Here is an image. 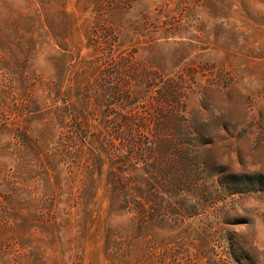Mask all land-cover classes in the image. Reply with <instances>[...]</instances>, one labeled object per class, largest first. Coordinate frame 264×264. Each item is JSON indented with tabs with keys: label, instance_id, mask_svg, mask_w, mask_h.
<instances>
[{
	"label": "rangeland",
	"instance_id": "374dc122",
	"mask_svg": "<svg viewBox=\"0 0 264 264\" xmlns=\"http://www.w3.org/2000/svg\"><path fill=\"white\" fill-rule=\"evenodd\" d=\"M103 34L144 71L197 69L180 123L198 142L200 184L210 199L159 190L168 216L139 226L131 205L111 217L109 195L84 191L81 167L71 174L46 160L68 131H87L95 147L106 145L109 108L145 117L154 111L149 95L109 107L99 99L106 54L96 40ZM0 109V146L10 145L1 160L20 189L12 203L27 214L32 198L46 215L64 219L49 229L35 220L23 231L0 227L17 237L0 241V264L16 256L33 261L32 244L20 241L25 233L56 250L47 256L52 264H264V0H0ZM2 131L40 138V158ZM142 133L154 141L155 129ZM233 175L261 182L232 194ZM175 200L181 205L172 212Z\"/></svg>",
	"mask_w": 264,
	"mask_h": 264
},
{
	"label": "trees",
	"instance_id": "16d2710c",
	"mask_svg": "<svg viewBox=\"0 0 264 264\" xmlns=\"http://www.w3.org/2000/svg\"><path fill=\"white\" fill-rule=\"evenodd\" d=\"M103 36L102 42L96 40V45L106 54L102 59L104 66L101 73L102 82L98 84L101 89L99 99H103L109 107L125 99L137 98L138 95L142 99L149 95L148 98L152 100L151 108L154 111L145 117L139 112L123 113L109 108V116L114 115V117L107 122L109 125L104 126L108 131L106 145L95 147V140L87 131H68L55 142V153L53 151L50 156H46V160L53 167L57 165L69 167L71 174L74 168L81 167L88 178V183L87 180L82 183L85 187L84 191L93 189L95 198L98 190H103L106 196L109 195L111 217L121 218L124 215L125 204L131 205L132 224L139 226L160 216H168L167 212L171 205L165 198L160 197L159 190L171 197L186 193L190 200L210 199L211 195H208V191L206 193L200 184L202 179L198 169L201 163L196 151L198 142L195 135L190 131H184L187 128L180 123L184 119L187 100L193 92V87L196 86L197 69L189 68L180 73H171L163 69L144 71L135 66L134 56L125 57L119 50L114 52L113 45L116 41L108 42L106 40L108 36L104 34ZM205 71L207 70H203V73ZM217 76L222 79V73H217ZM212 84L217 85L215 79ZM225 84L227 88L228 83ZM132 86L150 89V94L139 90L141 87L133 91ZM0 117L5 119L2 109H0ZM148 128H153V131L155 129L154 141H148L142 133ZM2 134L14 135L13 138L23 145L22 150L38 149L36 154L40 158L39 148H42L40 138L33 140L27 131H2ZM9 149L10 145L0 146V181L2 182L0 197L3 198V202L0 201V227H8L7 230L13 227L23 231L27 230L28 222L35 220L46 229H49L50 225L56 228L57 223L54 220L64 221V219L59 218L60 214L46 215L37 200L30 199L28 203L30 212L27 214L21 213L19 211L21 208L12 203L15 192L20 189L14 188L11 168L5 166L1 160ZM42 168L46 174L51 175V171L49 172L45 166L42 165ZM232 177L237 180L228 182V186H235L231 189L232 194L241 193L243 186L247 184L255 185L261 182L251 183L246 176ZM68 189L72 190L73 186ZM23 194L27 195L25 192ZM80 197L83 198L82 192ZM72 198L73 195H70V199ZM180 202L175 200L176 208L171 209L172 212L181 205ZM197 207H200V203L183 209L195 210ZM65 222L71 223V220L66 219ZM118 228L121 226H117L116 229ZM7 234L10 233L0 232L1 242L11 243L17 238L16 236L8 238ZM22 236L20 241L26 246L27 243L32 244L29 255L33 257V261L27 264L54 262L52 258L47 257L53 255L50 254L53 248L43 244V239L30 235L28 237L27 233ZM22 258L16 256L7 264H23Z\"/></svg>",
	"mask_w": 264,
	"mask_h": 264
}]
</instances>
